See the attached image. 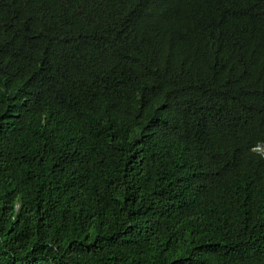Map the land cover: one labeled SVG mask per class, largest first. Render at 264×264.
<instances>
[{"label": "trees", "instance_id": "trees-1", "mask_svg": "<svg viewBox=\"0 0 264 264\" xmlns=\"http://www.w3.org/2000/svg\"><path fill=\"white\" fill-rule=\"evenodd\" d=\"M0 264H264V0H0Z\"/></svg>", "mask_w": 264, "mask_h": 264}]
</instances>
